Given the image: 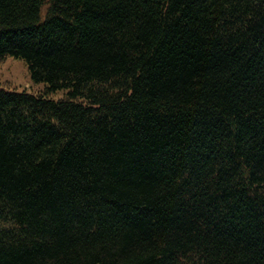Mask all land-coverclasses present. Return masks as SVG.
Masks as SVG:
<instances>
[{"label":"trees","instance_id":"trees-1","mask_svg":"<svg viewBox=\"0 0 264 264\" xmlns=\"http://www.w3.org/2000/svg\"><path fill=\"white\" fill-rule=\"evenodd\" d=\"M9 56L0 264H264V0H0Z\"/></svg>","mask_w":264,"mask_h":264},{"label":"rangeland","instance_id":"rangeland-1","mask_svg":"<svg viewBox=\"0 0 264 264\" xmlns=\"http://www.w3.org/2000/svg\"><path fill=\"white\" fill-rule=\"evenodd\" d=\"M7 89L28 91L31 93H40L43 90V85H35L24 60L14 57H7L6 60L0 64V87ZM64 91L51 94L50 98L58 100L63 97Z\"/></svg>","mask_w":264,"mask_h":264}]
</instances>
